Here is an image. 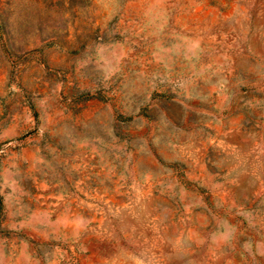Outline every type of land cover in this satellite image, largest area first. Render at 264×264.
Wrapping results in <instances>:
<instances>
[{
  "label": "rangeland",
  "instance_id": "obj_1",
  "mask_svg": "<svg viewBox=\"0 0 264 264\" xmlns=\"http://www.w3.org/2000/svg\"><path fill=\"white\" fill-rule=\"evenodd\" d=\"M0 264H264V0H0Z\"/></svg>",
  "mask_w": 264,
  "mask_h": 264
}]
</instances>
